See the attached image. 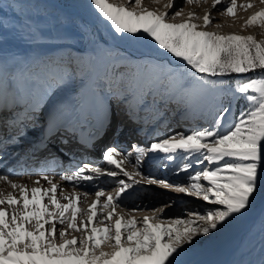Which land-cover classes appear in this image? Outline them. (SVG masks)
Masks as SVG:
<instances>
[{
  "label": "snow or ice",
  "instance_id": "snow-or-ice-1",
  "mask_svg": "<svg viewBox=\"0 0 264 264\" xmlns=\"http://www.w3.org/2000/svg\"><path fill=\"white\" fill-rule=\"evenodd\" d=\"M152 2L160 4L161 0ZM183 2L191 6L208 0ZM88 4L117 37H144L182 62L183 70L170 72V81L179 84L191 103L211 111L212 119L203 126L163 136L147 137L145 133V143H132V151L121 149L118 142L105 145L100 163L93 166L92 161L82 162L60 175L61 181L72 185L70 193L61 189L58 194L60 185L49 175L29 185L11 179L17 173L7 165L0 168V182L11 189L0 188V264H186L184 258L202 238L220 233L235 217L243 215L264 186V39L243 31H209L214 20L211 11L199 16L192 10L186 12L183 5L177 7L175 0H166L162 9L144 6L142 0H88ZM222 4L221 15L233 22L240 19L239 10L254 7L252 0H211L213 9ZM260 4L264 5V0ZM17 7L19 20L10 25L0 22V26L21 31L37 47L51 38L41 22L25 13L22 4L13 10ZM253 27L264 33V7L243 18L242 29ZM56 39L71 41L72 37ZM119 59L130 63L132 58L125 55ZM92 71L91 60H77L71 54H36L19 72L10 73L20 92L13 104L19 111L6 116L5 109H0V164H4L8 145L18 144L29 128L41 126L46 101L61 88L71 89L77 79L83 86ZM133 81L123 96L125 101L135 92ZM78 95L74 104L61 101L49 112L40 144L47 147V140L57 133H62L60 141L66 144L63 133H67L91 148L103 135L100 129L107 125L101 122L94 132L89 119L99 107L102 89ZM150 95L152 88L147 86L136 105L137 112ZM225 97L233 102L225 105ZM241 98L248 106L237 116L234 101ZM160 103L153 98L152 104ZM157 159L160 165L155 164ZM148 161L150 169L155 166L167 171L172 166L169 174L183 175L184 179L170 182L167 175L161 178L157 172H145ZM126 164L133 170H126ZM101 178L111 181L114 190L93 185L90 193L85 185ZM144 185L162 186L203 205L170 215L166 210L175 201L159 207L125 203L126 198H138L135 189ZM90 194L94 198L88 202ZM122 207L128 209L127 214L118 211ZM145 207L151 210L135 215Z\"/></svg>",
  "mask_w": 264,
  "mask_h": 264
},
{
  "label": "rangeland",
  "instance_id": "rangeland-1",
  "mask_svg": "<svg viewBox=\"0 0 264 264\" xmlns=\"http://www.w3.org/2000/svg\"><path fill=\"white\" fill-rule=\"evenodd\" d=\"M29 1L37 3L43 7L45 16H50L53 20L56 26V33H58L59 37L65 35L72 37L71 41H64L60 39H53L49 43L41 41L39 47H37L32 41L28 42L27 44L33 49V56H35L36 54H40L42 56L67 57L69 54H71V56L73 58H76L77 60H91L93 71L90 74L89 78L84 81L83 86L85 85V83L92 82L94 84L93 89H102L99 107L95 110L100 115H108L110 113L113 115V131L109 134V139L112 143L119 139L120 133H118L115 129V124H117V122L119 123V120L117 119L119 104L120 101H122L121 98H123L126 90L130 86V81H133V78L136 79L131 83V87L135 89V92L128 98H130L131 96H135L134 98L136 99V105L138 103V100L142 98L143 92L147 91V86H151L152 88V95L147 97L148 102L143 107L144 109H150L151 114L153 115L150 120L152 123H155L157 117L160 116L161 112L166 109V111L163 113V118H165L166 122L164 121V126L162 125V127L159 129L160 133H163L165 131L163 135L171 131L186 130L189 127H196L198 125L203 126L206 120L210 121L212 119L211 111L205 110L200 105L191 103L190 98L182 88H180L179 93L176 97L177 102L176 104H174V107L178 108L173 109V106H170V104L168 103L169 100L167 98L172 90V87L175 84L170 81L169 73L175 72L178 74L179 72H177V70H172V68H170V65L167 64V61H163V63L160 64L152 57H148L147 60L141 58H132L123 50L115 51L111 48L104 51L101 54L100 60H97L98 62H96L98 52L103 50V43L99 34L97 33V29H99L101 35H103L106 40L112 44H125L128 47L139 50L144 46L142 52H145L149 55H156L157 57H163L164 51L155 48L152 43L144 37L124 36L121 38L114 35L110 27L105 22L101 21L94 13L92 8L88 4V0H61L62 5L66 6L68 9H76L80 7V13L82 14V16L79 18H74L68 12H65L63 10L58 12L56 10H53L49 4L45 3L44 0ZM210 1L211 0H208V4H210ZM164 3H166V0H161L160 4H154L152 0H145L144 6L162 9ZM176 5L177 7H180L182 5L184 7L185 3L183 2V0H178L176 2ZM195 12L199 16H203L204 14V12H201L200 10ZM87 18L93 21L98 28L89 25V20ZM239 18L240 19L235 22H233L232 18H228L227 20L230 23L235 24L238 22L237 24L242 25L243 20L241 17ZM214 25L215 24H212V26L209 27L208 30L217 31V28H215ZM255 36L257 39H264V33L262 32L260 33V35ZM125 55L132 58L130 63L128 61H121L119 59V57H123ZM167 58L169 59L168 62L172 61L179 65L182 64V62L174 60L169 54H167ZM118 64H127L128 66L127 68H117L116 65ZM145 65H147V67H145ZM120 73H123V77H121ZM165 75H167L166 79L162 80L161 77ZM231 79H235V77H231ZM158 83H161V86H158ZM83 86H81L79 79H77V82L74 83L71 89L61 88L60 90H57L55 94L46 101V103H48L49 101L55 102L56 100H58V96L63 92L73 89H80ZM157 87H159L158 91L160 92V94L158 91L154 90ZM153 98L161 102L159 106H157L156 104H152ZM230 102L233 101H231L229 97H225L223 100V103L225 105ZM234 104L235 107L233 109V112L237 116L239 115V112L242 108H246L248 106L243 98L234 101ZM16 109L17 108H13L12 111L15 112ZM43 118L44 116L42 115V120H40L41 122L43 121ZM231 118L232 117L230 115L229 119ZM46 121L48 122V120ZM97 125H99V123L93 124V127ZM37 128L42 129V126L36 127L35 129ZM61 135L62 133H57L55 135V138L54 136L52 137L51 140H55L56 142V144L54 143V145H57L56 147H53L54 149H64V152L66 151V154H68V157H70L72 156L71 149H73L70 147H74L77 142L63 133V135L68 139L67 144H63L61 143L59 137ZM105 139L107 138L105 137ZM105 139L100 140L96 144L104 145ZM108 145H111V143ZM121 149L132 151L131 147L129 148V146H127L126 148L121 147ZM103 150L104 147L102 149L100 147V151L98 149H93L92 153L98 155L99 151L100 153L98 160L101 161ZM90 151L91 150H89L87 154H90ZM60 153L63 154V151L60 150ZM91 156H93V154ZM88 161L89 160L84 158L78 160V165L76 166V168L80 166L82 162ZM150 162L151 161H148L144 164L145 172L150 170L157 172L161 178L167 175L170 182L184 179L183 175L178 177L176 175L169 174L171 172L172 166H170L167 171L163 167L157 168L155 166L150 169ZM180 162L181 161L178 158L177 163ZM96 164L97 163H93V166H95ZM155 164L160 165L161 160L157 159L155 161ZM125 167L128 171L133 170L130 164H126ZM38 169L30 170L28 173L42 174L47 172L45 171L40 173L37 172ZM65 171H68V169L66 168ZM262 171H264V169H262ZM137 179H139V177H137ZM103 181L107 180L103 179ZM98 188L99 187H97V189ZM114 188V184L109 183L108 185H106V191H113ZM89 191L92 190L89 189ZM169 191L173 190L164 189L159 185H144L143 187H138L135 189L138 198L137 196L126 198L125 203H127L128 205H130V203L131 205L140 203L146 205L145 202L150 201L154 202L153 204H151L152 207H159L168 204L170 201H175V204H173L171 208H168L166 210L170 215L179 214L180 211L185 208L191 209L193 207H200L203 205V202L198 199L192 198L182 193H176L175 191L174 193H171ZM263 207L264 186H262L258 190L257 194L251 202L249 209L243 215L235 217L230 222V224L220 233L214 234L207 239L202 238L201 242L197 246H195L193 251L184 258L186 264H225V261L227 260V257L232 250H237V252L230 264H260L262 258H264V213L263 215H260L261 217L256 218L251 232L252 235H248L242 242L240 238L243 235L242 233L245 226L249 222H251V219L254 218L256 211ZM150 210L151 209H149L148 207H145V209L140 212L146 213Z\"/></svg>",
  "mask_w": 264,
  "mask_h": 264
},
{
  "label": "bare ground",
  "instance_id": "bare-ground-1",
  "mask_svg": "<svg viewBox=\"0 0 264 264\" xmlns=\"http://www.w3.org/2000/svg\"><path fill=\"white\" fill-rule=\"evenodd\" d=\"M44 1H45V3L49 4L53 10H56L57 12L63 10L65 12H68L74 18H79L82 16V14L80 13V7L76 8V9L75 8L68 9L66 6L62 5L61 0H44ZM177 1L178 0H176V2ZM238 2L244 3V2H246V0H241V1L238 0ZM144 3H145V0H143V5H144ZM252 3L254 4L253 8L248 9L247 11L242 10V9L239 10L238 15H239V17L242 18V20L247 15H250L253 11L258 10L260 7H264V5L260 4V0H252ZM21 4L24 6L25 13L27 15L33 16L35 19H37L39 22H41L43 27H44L45 32H47L49 34V36L51 37L49 39L43 40V42L49 43L51 40L56 39V37H59L58 33H56V26H55L53 20L51 19L50 16H45L43 7L37 3L31 2L29 0H0V22H3L6 25H10L13 20H19L20 16L18 14L19 13L18 7H17L16 11H14L13 9H14V7L21 5ZM222 8H223V4L218 6L215 9H213L211 6V1H210V4L201 3L198 5L194 4V5L189 6L185 3V5H184V9L186 12L188 10H192V11L200 10L201 12H205V10L211 11V15L214 17L212 24H215L214 25L215 28H216V24L222 25V27L217 28V31H223V32L243 31L244 34L260 35L261 30L259 28L253 27V28H248V29H242V25L237 24L238 22L235 24L230 23L227 20L230 17H228L227 15H221V9ZM88 20H89L88 24L95 27L94 22L91 21L90 19H88ZM96 27H97V25H96ZM98 34L101 37V41L103 43V48H102L103 50L98 52L96 62H98L100 60L101 54L104 51L112 48L115 51L123 50L125 53L130 55V57H132V58L152 57L155 61H158V63H160V64L163 63V61H167V64L170 65V68H172V70H177V72H181L183 70L179 64L174 63L172 61L168 62L169 59L167 58V53H165V52L163 53V57H157L156 55H149L145 52H142V49H144V46L141 47V49L139 50V49H133L131 47H128L125 44H112V43H109L103 35H101L100 30H99ZM28 42H31V41L28 40L26 38V36L21 31L13 29L11 27L0 26V109H5L4 115H6V116L10 115L11 112H14V111H12L14 101H16L20 95V92H19L17 85L15 83L11 82V80H10V73L12 71L19 72L22 68L25 67L28 59L33 57V49L27 44ZM145 60H147V59H145ZM17 61H23L24 63L18 64V63H16ZM166 76L167 75L161 77V79L165 80ZM157 85L161 86V83H158ZM93 88H94V84L92 82L91 83H85V85L80 89H73V90L61 93L58 96V100H56L55 102L49 101L48 103H46V106L43 109L44 118H43L42 122L40 121L42 129H39V128L31 129V128H29L27 130V134L20 138V142L18 144L8 145L7 149H6V152L8 154L4 157V164H0V168H3L5 165H7L8 169L13 170L15 173H17V174L12 175L11 179H13L17 182H20V183H27L29 185H32L33 182L36 181V179L38 177H42L44 175H49V176L54 178V182H56V183H58V185H60V189H58V194H59V190H61V189L63 191H66L65 193H70L72 191V185H70L68 182L61 181L60 175L63 172H65L66 168L68 169V171L75 169L76 166L78 165V160H80L82 158L87 159L89 161H92V163H97V164L100 163V160H98L99 153H100L99 152L100 147L102 149L103 147H105V145H108L110 143L112 144V142L109 139V134L113 131V122H112L113 121V115L111 113L108 115H105V114L100 115V114H98V112L95 109L93 110L92 115L89 117V119L92 122V131H94V132L97 131V126H98L97 125V126L93 127V124H98V123L100 124L101 122L106 124L107 128L106 129H103V128L100 129V131H103V135L100 138L95 140V143L91 148L85 147L83 143H78L76 137H73V136L68 135L67 133H64L65 135L71 137L75 142H77L74 145V146H76V145L77 146L74 147V149H71L72 156H70V157H68V154H66V151L64 152V149H62V148L61 149H59V148L54 149V147H56L57 145H54V143L56 144V142H55V140H51L52 137L47 140V147H45L43 144H40L39 142L45 136V130L48 126V123L46 120H48V114H49V112L52 111L53 107L61 101H67L70 104H74L80 98L78 93L91 94ZM154 90L158 91L159 87H157ZM179 90H180V87H179V84L177 83L172 87V90H171V92L167 98L169 100L168 103L170 104V106H173L172 107L173 109L178 108V107H174V104H176V102H177L176 97L179 93ZM159 94H160V92H159ZM134 97H130L126 100L127 101L126 102V105H127L126 108L128 109L127 111L131 112L132 109H135V110L137 109L136 108V99ZM151 106H153V105H151ZM16 111H19V108H17ZM143 111L145 112V115H146L148 113V111H150V109H144L143 108L142 110L138 111V113H136L133 116V118L138 117L140 114H142ZM126 113H128V112H126ZM152 117H153V115L151 116V118ZM151 118H149L148 121L151 120ZM124 119H129V116L124 117ZM164 121H165V118H162V120H161L162 123H160V124H158V122H159L158 120L155 123L151 122V124H150L151 129L146 132L147 137L162 136L165 131L163 133H160L159 129L162 127ZM142 124L143 123H139V124H137L136 127H141ZM130 126H131L130 124H127L126 127L122 128L120 130H116L118 133L121 132V136H120L121 138L115 141V142H117V141L120 142L119 143V145H121L120 148L121 147L126 148L127 146H129V148H130L132 143H134V142H138L141 145H143L145 143V140L147 138L146 135H144L141 138L142 139L141 141H131L128 138L122 139V136L125 134V132H127V133L129 132L128 128ZM117 128H118V122H117ZM40 130H42V131H40ZM87 131L88 130L86 129L85 132H87ZM118 133H117V135H118ZM127 135H130V133H128ZM105 137L107 139H105ZM54 138H55V136H54ZM65 138L67 139V137H65ZM102 139H105L104 140L105 144L104 145L103 144L97 145L96 143ZM85 143H91V141H88L85 139ZM99 145H101V146H99ZM70 148H73V147L71 146ZM58 149H59V151H58ZM93 149L99 150L98 155H95L94 153H92ZM60 150L63 151V154L60 153ZM89 150H91L89 153L91 155L93 154V156H91L90 154H87ZM134 158L135 157L133 156V159ZM34 169H38L37 172H40V173L45 172V171H47V172L42 173V174H38V173L29 174L28 173L30 170H34ZM103 179L104 178H101L100 180L94 181L92 184L85 185V187L92 190L93 185L95 186V188H97V187H100L101 185L106 186L109 183L113 184L111 181H108V180L103 181ZM41 183L44 184V186H47L45 181H41ZM0 188L5 189L6 191L11 190L9 188V186L3 182H0ZM76 190L79 192H82L84 189L77 188ZM169 192L174 193V191H169ZM90 193H91V191H90ZM93 198H94V195L90 194L88 197V202H91V200ZM145 203H146V205H148V204L151 205L154 202L148 201ZM130 205H131V203H130ZM118 211H121V212H124L125 214H127L128 209L127 208H125V209L120 208V209H118ZM138 212H140V211H138ZM138 212H136L135 215L142 216V215L146 214L145 212H142V213L141 212L138 213ZM263 213H264V207L260 208L256 211L254 218L251 219V222H249L244 228V231L242 233L243 235L240 238L241 242L244 241V239L248 235L251 234L253 224L255 223L256 218L261 217L260 215H263ZM236 252H237V250L231 251V253L227 257V260L225 261L226 262L225 264H230L232 262L233 258L236 255Z\"/></svg>",
  "mask_w": 264,
  "mask_h": 264
},
{
  "label": "water",
  "instance_id": "water-1",
  "mask_svg": "<svg viewBox=\"0 0 264 264\" xmlns=\"http://www.w3.org/2000/svg\"><path fill=\"white\" fill-rule=\"evenodd\" d=\"M96 27V25H94ZM97 32L99 33V30L97 29ZM101 38V37H100Z\"/></svg>",
  "mask_w": 264,
  "mask_h": 264
}]
</instances>
